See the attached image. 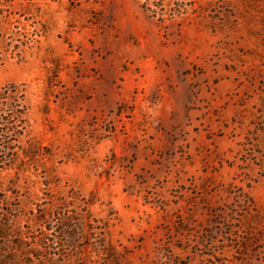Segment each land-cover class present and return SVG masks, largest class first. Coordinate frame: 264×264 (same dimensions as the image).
Returning <instances> with one entry per match:
<instances>
[{
  "label": "rangeland",
  "instance_id": "obj_1",
  "mask_svg": "<svg viewBox=\"0 0 264 264\" xmlns=\"http://www.w3.org/2000/svg\"><path fill=\"white\" fill-rule=\"evenodd\" d=\"M11 84L0 264H264V0H0Z\"/></svg>",
  "mask_w": 264,
  "mask_h": 264
},
{
  "label": "trees",
  "instance_id": "obj_2",
  "mask_svg": "<svg viewBox=\"0 0 264 264\" xmlns=\"http://www.w3.org/2000/svg\"><path fill=\"white\" fill-rule=\"evenodd\" d=\"M160 1L164 2V0ZM153 12L157 13L156 10ZM177 12L180 13L179 10ZM27 113L28 105L24 89L11 84L0 90V172L13 169L16 166L21 167L26 159L36 153L21 144L26 130ZM4 196L0 186V245L2 241L9 242V238L12 236L11 223L9 219L5 220L4 208L1 205L4 203ZM104 229L105 227H101L102 231ZM100 235H104V232H101Z\"/></svg>",
  "mask_w": 264,
  "mask_h": 264
}]
</instances>
